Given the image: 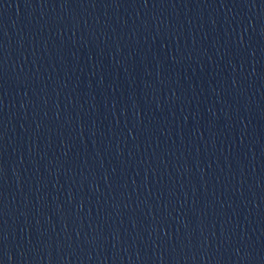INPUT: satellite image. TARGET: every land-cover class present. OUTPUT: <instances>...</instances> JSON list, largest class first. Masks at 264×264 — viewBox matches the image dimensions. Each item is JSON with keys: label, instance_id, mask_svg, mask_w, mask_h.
<instances>
[{"label": "water", "instance_id": "1", "mask_svg": "<svg viewBox=\"0 0 264 264\" xmlns=\"http://www.w3.org/2000/svg\"><path fill=\"white\" fill-rule=\"evenodd\" d=\"M0 264H264V0H0Z\"/></svg>", "mask_w": 264, "mask_h": 264}]
</instances>
